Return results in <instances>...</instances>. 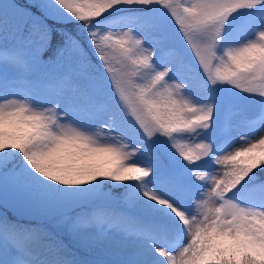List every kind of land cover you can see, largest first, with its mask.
Returning <instances> with one entry per match:
<instances>
[{
    "label": "snow or ice",
    "instance_id": "6c2138e0",
    "mask_svg": "<svg viewBox=\"0 0 264 264\" xmlns=\"http://www.w3.org/2000/svg\"><path fill=\"white\" fill-rule=\"evenodd\" d=\"M0 208V264H264V0H0Z\"/></svg>",
    "mask_w": 264,
    "mask_h": 264
},
{
    "label": "trees",
    "instance_id": "16d2710c",
    "mask_svg": "<svg viewBox=\"0 0 264 264\" xmlns=\"http://www.w3.org/2000/svg\"><path fill=\"white\" fill-rule=\"evenodd\" d=\"M28 2V0H25ZM18 3H20L21 5H25L27 4L26 2H21L20 0H17ZM259 174V173H258ZM114 191H116V189H114ZM5 209L3 208H0V212H3ZM8 214H9V217L10 218H13V219H20L22 222H24L25 224H32V223H35V220H32V219H24V218H20L19 216H17V214H15L11 209H8Z\"/></svg>",
    "mask_w": 264,
    "mask_h": 264
},
{
    "label": "rangeland",
    "instance_id": "374dc122",
    "mask_svg": "<svg viewBox=\"0 0 264 264\" xmlns=\"http://www.w3.org/2000/svg\"><path fill=\"white\" fill-rule=\"evenodd\" d=\"M20 1H21V2H26V3H27V1H25V0H20ZM213 170H217V166L213 165ZM10 209H11V208H10ZM11 210H12L15 214H17V216H19L20 218H24V219H26V220H28V219H32V220H34V218L31 217V216H27V215L21 216V215H19L15 209H11Z\"/></svg>",
    "mask_w": 264,
    "mask_h": 264
}]
</instances>
